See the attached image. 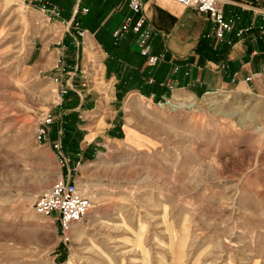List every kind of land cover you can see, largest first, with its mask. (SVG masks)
Returning a JSON list of instances; mask_svg holds the SVG:
<instances>
[{
	"label": "rangeland",
	"instance_id": "rangeland-1",
	"mask_svg": "<svg viewBox=\"0 0 264 264\" xmlns=\"http://www.w3.org/2000/svg\"><path fill=\"white\" fill-rule=\"evenodd\" d=\"M64 25L41 3L0 0V264H264V98L248 88L175 90L174 109L173 95L124 102V137L75 163L93 208L70 241L55 217L36 213L67 170L35 140L47 113L61 125L52 68L59 56L74 60ZM96 58L94 70L78 65L75 83L100 78ZM112 114L101 104L95 116Z\"/></svg>",
	"mask_w": 264,
	"mask_h": 264
},
{
	"label": "crops",
	"instance_id": "crops-1",
	"mask_svg": "<svg viewBox=\"0 0 264 264\" xmlns=\"http://www.w3.org/2000/svg\"><path fill=\"white\" fill-rule=\"evenodd\" d=\"M40 3L61 10L58 23L67 25L61 29L64 47L74 55L65 75V81L73 88L64 99L62 113L57 112L62 116L61 125L56 117L46 143L51 147L62 130L64 151L72 167L79 161H93L108 151L110 141L124 137V102L130 107L139 97L162 101L175 90L202 97L234 87L248 88L264 98V19L232 0L225 3L224 14L226 19L236 20V28L222 41L215 38L213 23L207 15L170 0H141L140 15L130 9L129 0L36 2ZM140 16L145 17L144 28L150 32L152 55L163 57L154 67L140 55L136 34L130 33L127 40L114 45L113 32L126 19L136 22ZM76 24L84 31V37H78ZM241 29L249 31L238 37ZM94 55L102 66L100 78L94 80L95 74L89 73L92 83L85 78L75 83V76L82 72L79 64L88 67V71L94 70L90 60ZM101 104L113 111L112 117L95 116ZM65 168L62 177L72 169L70 164Z\"/></svg>",
	"mask_w": 264,
	"mask_h": 264
},
{
	"label": "built area",
	"instance_id": "built-area-1",
	"mask_svg": "<svg viewBox=\"0 0 264 264\" xmlns=\"http://www.w3.org/2000/svg\"><path fill=\"white\" fill-rule=\"evenodd\" d=\"M45 0H24L29 5ZM177 2L189 9L195 10L200 14L207 15L211 19L214 27L213 34L216 39L224 40L228 33H231L236 28L235 19H226L224 14L225 3L229 0H170ZM244 9L253 11L264 19V0H232ZM44 11L51 13L52 17L61 18V13L57 6L52 9L47 5H43ZM130 9L137 15L142 14L143 5L141 0H129ZM88 13L87 9L83 10ZM66 23V22H64ZM146 23L145 17L134 22L132 18L126 19L125 23L114 31L113 37L116 44L122 43L127 39L130 33L138 36L137 44L139 53L147 59L150 67L156 66L162 59V56H154L151 53L149 44L150 32L144 28ZM79 30L78 35L84 37V31H80L79 24L75 25ZM249 30L241 29L237 32L238 37H242ZM64 47V45H63ZM65 48V47H64ZM67 65L65 64L64 55L59 56L54 66L53 80L58 87V95L63 101L73 88L71 84L65 81V75L68 74ZM56 122V117L52 113H47L38 122L35 130V140L38 144H46L51 137L53 127ZM63 131L58 132V140L51 145L55 151L57 158L60 160L63 167H69L70 158L65 154L63 145ZM81 162H77L79 167ZM77 167L69 169L66 176L55 182L50 189L42 193L36 200L35 211L37 214L44 217H55L58 221L59 230L65 243L70 241V235L75 224L84 221L91 209L93 208L92 200L83 193L77 186L74 180L73 173Z\"/></svg>",
	"mask_w": 264,
	"mask_h": 264
},
{
	"label": "bare ground",
	"instance_id": "bare-ground-1",
	"mask_svg": "<svg viewBox=\"0 0 264 264\" xmlns=\"http://www.w3.org/2000/svg\"><path fill=\"white\" fill-rule=\"evenodd\" d=\"M191 99V98H190ZM182 101V99H181V96H179V95H177L176 94V97L174 98V101H172V100H168L167 101V105L169 106V107H172L173 109L174 108H177L179 105H176L175 103H177V102H181ZM194 102H192V104H193ZM192 104H190V105H192ZM189 107V106H188ZM180 109V108H179Z\"/></svg>",
	"mask_w": 264,
	"mask_h": 264
},
{
	"label": "trees",
	"instance_id": "trees-1",
	"mask_svg": "<svg viewBox=\"0 0 264 264\" xmlns=\"http://www.w3.org/2000/svg\"><path fill=\"white\" fill-rule=\"evenodd\" d=\"M115 46H119L120 44L114 43ZM157 102H160V100H156Z\"/></svg>",
	"mask_w": 264,
	"mask_h": 264
}]
</instances>
